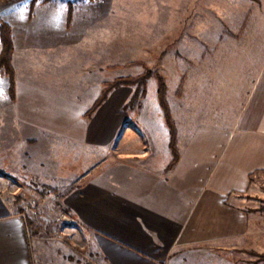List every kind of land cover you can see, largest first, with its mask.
Here are the masks:
<instances>
[{
  "label": "crops",
  "instance_id": "crops-1",
  "mask_svg": "<svg viewBox=\"0 0 264 264\" xmlns=\"http://www.w3.org/2000/svg\"><path fill=\"white\" fill-rule=\"evenodd\" d=\"M55 7L0 0V14H14L0 17L12 28L16 72L15 98L9 77L0 76V264H47L5 190L20 185L13 173H55L33 162L60 151L66 160L56 176L71 190L64 204L91 246L87 259L62 264H264V216L241 200L264 175L259 75L232 123L197 120L190 106L177 113L171 104L180 153L172 166L159 102H141L133 114L114 90L85 116L111 81V35L78 18L79 6L70 26L67 19H41ZM2 47L0 37V53Z\"/></svg>",
  "mask_w": 264,
  "mask_h": 264
},
{
  "label": "rangeland",
  "instance_id": "rangeland-1",
  "mask_svg": "<svg viewBox=\"0 0 264 264\" xmlns=\"http://www.w3.org/2000/svg\"><path fill=\"white\" fill-rule=\"evenodd\" d=\"M39 1L56 5L55 12L43 13L42 20L67 19L70 26L73 8L79 6L78 18L96 21L101 35H111V81L139 75L147 68L153 71L146 90L135 100L137 86L115 89H120L115 93L120 94V100H128L124 109L129 108L133 114L139 112L141 102H159L156 73L164 76L170 106H175L177 113L190 106L197 120L211 119L213 124L234 122L241 108L249 103L258 75L264 89V0ZM65 6L69 7L68 14ZM3 15L14 14H0ZM10 143H4L5 158L11 153ZM40 143L36 144L37 151H41ZM56 146L58 142H53ZM45 154L36 157L33 166L56 174L13 173L20 185L11 182L5 195L8 201L16 198L20 213L26 212L31 244L43 248L47 264L87 259L89 240L74 226L64 204L71 190L60 188L63 183L56 176L66 160L65 152L52 154L54 158L49 162L43 161ZM29 167L23 164L20 169ZM241 197L247 208L257 209L264 216V175ZM31 200L36 202L35 208L29 204ZM261 227L264 228V219Z\"/></svg>",
  "mask_w": 264,
  "mask_h": 264
},
{
  "label": "trees",
  "instance_id": "trees-1",
  "mask_svg": "<svg viewBox=\"0 0 264 264\" xmlns=\"http://www.w3.org/2000/svg\"><path fill=\"white\" fill-rule=\"evenodd\" d=\"M70 14L72 12L70 11ZM0 37L3 44L2 51L0 53V76H8L10 80V93L13 98L16 96L15 86H16V72L13 66L12 58L14 52V41L12 35L11 25L2 21L0 23ZM153 71L147 68L143 73L136 76H122L117 77L112 81H108L104 84V88L102 90L101 95L98 97L93 106L87 111L85 116L92 117V115L98 110V108L103 105V103L108 99L111 91L122 87V86H137V92L134 96V100L137 98L139 93L143 90H146L148 80L152 76ZM157 81H158V99L159 103L164 111L165 119L167 126L170 130L171 134V148L174 154V160L172 162V166L175 165L180 158V153L177 146V137L178 130L176 121L174 119L171 106L168 100V86L166 80L163 75L160 73H156ZM132 100V101H134ZM131 101V102H132ZM20 198H18L19 202ZM66 211L68 213V209L66 207ZM31 221V220H30ZM32 223V221H31ZM260 260H264V254H258Z\"/></svg>",
  "mask_w": 264,
  "mask_h": 264
},
{
  "label": "built area",
  "instance_id": "built-area-1",
  "mask_svg": "<svg viewBox=\"0 0 264 264\" xmlns=\"http://www.w3.org/2000/svg\"><path fill=\"white\" fill-rule=\"evenodd\" d=\"M29 204H31V206H32L33 208L36 207V202H35V200H31V201H29ZM21 216H22L24 219H26V218H27V214H26V212H25V211L21 212ZM70 219L73 220L72 217H71Z\"/></svg>",
  "mask_w": 264,
  "mask_h": 264
}]
</instances>
